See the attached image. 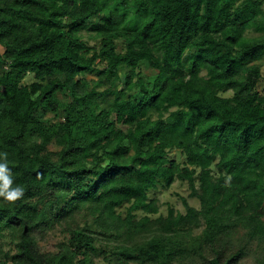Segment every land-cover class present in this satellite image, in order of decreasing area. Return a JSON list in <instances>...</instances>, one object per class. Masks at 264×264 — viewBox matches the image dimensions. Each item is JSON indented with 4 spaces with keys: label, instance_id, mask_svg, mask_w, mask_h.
I'll return each mask as SVG.
<instances>
[{
    "label": "trees",
    "instance_id": "trees-1",
    "mask_svg": "<svg viewBox=\"0 0 264 264\" xmlns=\"http://www.w3.org/2000/svg\"><path fill=\"white\" fill-rule=\"evenodd\" d=\"M263 74L264 0H0V264H264Z\"/></svg>",
    "mask_w": 264,
    "mask_h": 264
},
{
    "label": "rangeland",
    "instance_id": "rangeland-1",
    "mask_svg": "<svg viewBox=\"0 0 264 264\" xmlns=\"http://www.w3.org/2000/svg\"><path fill=\"white\" fill-rule=\"evenodd\" d=\"M259 91H261V93L264 94V82H262L261 85L259 86ZM226 95H230V93L228 92ZM49 148L50 150H52L51 146ZM171 156L175 158L178 157V155L175 154V152L172 153ZM188 192H189L188 188L184 184L180 185L178 184V182H176L171 186L169 190H167V192L159 191L156 194V197L159 199L163 211H166L167 208L166 202H170V204L174 205L176 209L181 210L182 209L181 201L178 196L187 197ZM189 203L193 206H197V203L194 200H189ZM5 240L7 241V239ZM60 240H62V235L59 233V231H52L49 232L44 237V239L39 240V246L43 251H55V246L57 243H59Z\"/></svg>",
    "mask_w": 264,
    "mask_h": 264
},
{
    "label": "clouds",
    "instance_id": "clouds-1",
    "mask_svg": "<svg viewBox=\"0 0 264 264\" xmlns=\"http://www.w3.org/2000/svg\"><path fill=\"white\" fill-rule=\"evenodd\" d=\"M23 195V186L14 183L13 175L7 162V154L0 153V198L6 202H15L21 199Z\"/></svg>",
    "mask_w": 264,
    "mask_h": 264
}]
</instances>
